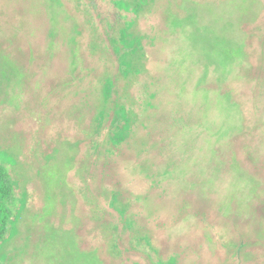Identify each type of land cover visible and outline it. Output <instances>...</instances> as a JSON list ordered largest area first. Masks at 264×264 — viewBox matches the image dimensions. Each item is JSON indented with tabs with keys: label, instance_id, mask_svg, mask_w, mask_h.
I'll use <instances>...</instances> for the list:
<instances>
[{
	"label": "rangeland",
	"instance_id": "obj_1",
	"mask_svg": "<svg viewBox=\"0 0 264 264\" xmlns=\"http://www.w3.org/2000/svg\"><path fill=\"white\" fill-rule=\"evenodd\" d=\"M49 1L0 0V160L20 213L0 264H264V0H151L144 13ZM134 22L132 38L149 24L150 51L131 40L139 74L116 81L114 46ZM106 80L135 131L114 148L96 121L81 151Z\"/></svg>",
	"mask_w": 264,
	"mask_h": 264
},
{
	"label": "trees",
	"instance_id": "obj_2",
	"mask_svg": "<svg viewBox=\"0 0 264 264\" xmlns=\"http://www.w3.org/2000/svg\"><path fill=\"white\" fill-rule=\"evenodd\" d=\"M122 2H124V1H122ZM126 3H128V6L130 8L129 13H132V11L135 13H141V12L144 13V12H146L147 8L151 9V7H152L151 0H131V1H128ZM59 5H61V4L57 3L56 0L49 1L50 9H58L59 10V8H60ZM132 5H135L136 9L132 8ZM118 9H119V7H118ZM120 11H122V10H120ZM122 12H124V11H122ZM126 14H128V13H126ZM150 16L151 15L147 16L146 24L150 20ZM165 20H166V24L167 23L169 24V18L165 17L164 21ZM166 24H163V26L161 28L164 29ZM134 25H135V22L132 24V26H126V28L123 27L121 29L122 34L120 35L119 44L116 43V46L113 45L115 52L117 53V55L119 57V60H118L119 65L118 64L117 65H118L120 72H118V75H116L113 71V73H114L113 76H114V79L116 81H117L118 77H120L122 75H123V77L129 78L131 75H133V73L136 72L135 70H137L132 66L131 61L128 60V57L130 56V54H132V53H129V52H131L130 48H131L132 44L134 43V42L130 43L131 40H134L136 38L137 39L140 38L137 40L139 42V46H140V41H142L143 43H147L148 50L150 51V43H148L144 40V38H149V36L145 32V30L149 24L146 25V27L143 31L144 35L141 34L140 36H137L136 38H134V37L132 38V36L137 35V33H135V32H134V34L130 33V31ZM117 45H120V46H117ZM121 48H126L128 50V53H125V55L120 54L119 52H121V50H122ZM139 53H142L141 49H140ZM149 59H150V55L147 56L146 60H149ZM110 69H114V67L110 68ZM136 73L139 74L138 72H136ZM79 74H80V76H82L84 74L82 67L80 68ZM106 81H108L106 84H103V85L101 84V89L102 88L104 89V93L102 94L101 100L104 102L105 107L103 109H101L99 112L95 111L94 113H92L91 110L88 109L91 116H90V120L87 123L86 130L89 134L85 135V136L82 135L76 141V142H79L77 145L81 151H82L84 146H85V148H87V146L91 147L94 144L97 145V140L95 138V134L99 133V127L95 124L96 121L99 123V125L102 124L103 130L105 128V123L106 122H107V124H108V122L110 123L109 126H111V127L108 126V128L106 127L105 130H107L109 132L108 139H107L108 144H110L114 148H117L119 145L122 144L123 145L122 148L124 149L127 137L131 136V134H133L135 131V129H134L135 126L132 130L131 124H128L129 122H131L130 118L132 116H134V114H135L134 110H130L129 108H127L125 106V103H127V102H125L126 100L122 101V99H127V98H125V96H123V97L120 96V97L116 98L115 100L109 101L110 97H108V96L111 95V93L113 92V89L115 88L116 85L111 80H106ZM150 87H152V86L150 85ZM147 90H146V92H147ZM115 92H116V94H118L117 90ZM146 92H144V94ZM154 94H155V92L153 91L151 93V95H149V96H152L154 98L155 97ZM107 98H108V100H107ZM108 103H110V104H108ZM116 119H117V121H119V119H122V123H124V125H123L124 129L118 130L119 131L118 133L120 134L119 137H121L119 143L116 142V140L114 138H111V136H110V132H113L115 130L114 126H115V120ZM91 121H92V124L90 125L89 123ZM107 124H106V126H107ZM94 126H95V128H94ZM85 138L89 139V140H85ZM1 153H3V152H1ZM3 154H5L7 156L6 153H3ZM122 155H123V153H122ZM122 155H120V156H122ZM117 157H113V158H117ZM78 158L79 157H77V158L75 157V159H78ZM7 166H8V164H6L5 161L0 160V247L5 245V243L11 238L14 231H17L16 218L20 214V213L18 214L17 212H12L8 207L10 201L15 199V192H14V187H15L14 184L15 183L11 181ZM22 205L24 206V202L21 203V201H19V206H22ZM16 208H18V207H16ZM16 208H14V209H16ZM133 215H134V213H133ZM129 219H130V216H128V220ZM128 220H127L126 224L128 226H131L128 223ZM168 261H170V260L168 259ZM172 263H173V261H172Z\"/></svg>",
	"mask_w": 264,
	"mask_h": 264
},
{
	"label": "flooded vegetation",
	"instance_id": "obj_3",
	"mask_svg": "<svg viewBox=\"0 0 264 264\" xmlns=\"http://www.w3.org/2000/svg\"><path fill=\"white\" fill-rule=\"evenodd\" d=\"M119 118V117H118ZM122 122V119H119V121H117V119L115 120V130L113 132H110V136L111 138H114L116 140V142H120V134L118 133L119 131L118 130H121V129H124L123 126H119L120 123ZM111 129V128H110ZM90 164V163H89ZM9 166V165H8ZM89 166V165H88ZM10 167V166H9ZM25 205V204H24ZM124 216H121V218H123ZM148 257L150 256V253L147 254ZM151 262V261H148L147 264Z\"/></svg>",
	"mask_w": 264,
	"mask_h": 264
}]
</instances>
